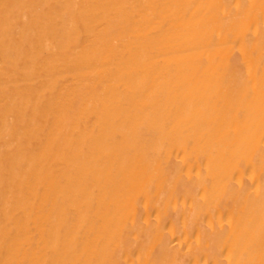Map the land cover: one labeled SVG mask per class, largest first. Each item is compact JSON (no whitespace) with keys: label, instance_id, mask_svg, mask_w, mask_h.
I'll use <instances>...</instances> for the list:
<instances>
[{"label":"bare ground","instance_id":"1","mask_svg":"<svg viewBox=\"0 0 264 264\" xmlns=\"http://www.w3.org/2000/svg\"><path fill=\"white\" fill-rule=\"evenodd\" d=\"M0 264H264V0H0Z\"/></svg>","mask_w":264,"mask_h":264}]
</instances>
